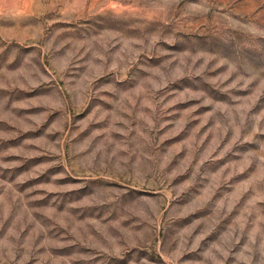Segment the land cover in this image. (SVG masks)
Masks as SVG:
<instances>
[{
    "label": "rangeland",
    "instance_id": "374dc122",
    "mask_svg": "<svg viewBox=\"0 0 264 264\" xmlns=\"http://www.w3.org/2000/svg\"><path fill=\"white\" fill-rule=\"evenodd\" d=\"M0 264H264V0H0Z\"/></svg>",
    "mask_w": 264,
    "mask_h": 264
}]
</instances>
